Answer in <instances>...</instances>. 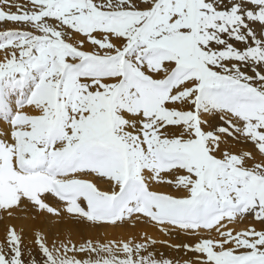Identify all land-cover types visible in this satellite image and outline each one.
Listing matches in <instances>:
<instances>
[{
  "label": "snow or ice",
  "instance_id": "obj_1",
  "mask_svg": "<svg viewBox=\"0 0 264 264\" xmlns=\"http://www.w3.org/2000/svg\"><path fill=\"white\" fill-rule=\"evenodd\" d=\"M0 224V264H264V0H0Z\"/></svg>",
  "mask_w": 264,
  "mask_h": 264
},
{
  "label": "bare ground",
  "instance_id": "obj_2",
  "mask_svg": "<svg viewBox=\"0 0 264 264\" xmlns=\"http://www.w3.org/2000/svg\"><path fill=\"white\" fill-rule=\"evenodd\" d=\"M11 26V25H10ZM150 234H152L153 236H155L158 240L162 239L163 236L162 235H157L155 230L153 229H149ZM109 233L112 235H118V234H123L120 232V230H116V232H113L112 230H109ZM3 236V225L0 224V238H2ZM30 238V237H29ZM158 248H161V246L159 244H157ZM162 251L167 252L168 250L166 248H161Z\"/></svg>",
  "mask_w": 264,
  "mask_h": 264
},
{
  "label": "rangeland",
  "instance_id": "obj_3",
  "mask_svg": "<svg viewBox=\"0 0 264 264\" xmlns=\"http://www.w3.org/2000/svg\"><path fill=\"white\" fill-rule=\"evenodd\" d=\"M10 27H14V26H13V25H11ZM162 239H169V238H168V237H164V236H163V238H162Z\"/></svg>",
  "mask_w": 264,
  "mask_h": 264
}]
</instances>
